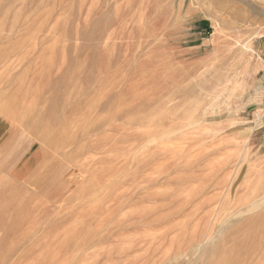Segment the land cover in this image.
Returning a JSON list of instances; mask_svg holds the SVG:
<instances>
[{
	"label": "rangeland",
	"instance_id": "obj_1",
	"mask_svg": "<svg viewBox=\"0 0 264 264\" xmlns=\"http://www.w3.org/2000/svg\"><path fill=\"white\" fill-rule=\"evenodd\" d=\"M0 129V264H264V0H0Z\"/></svg>",
	"mask_w": 264,
	"mask_h": 264
},
{
	"label": "crops",
	"instance_id": "obj_2",
	"mask_svg": "<svg viewBox=\"0 0 264 264\" xmlns=\"http://www.w3.org/2000/svg\"><path fill=\"white\" fill-rule=\"evenodd\" d=\"M1 133V129H0ZM2 146L0 144V150ZM39 154L37 149L34 147H29L20 158L16 159V163L12 166L11 174L15 179L26 180L29 179L39 166Z\"/></svg>",
	"mask_w": 264,
	"mask_h": 264
},
{
	"label": "bare ground",
	"instance_id": "obj_3",
	"mask_svg": "<svg viewBox=\"0 0 264 264\" xmlns=\"http://www.w3.org/2000/svg\"><path fill=\"white\" fill-rule=\"evenodd\" d=\"M262 195H263L262 197H260L257 200H254L253 202H251L247 208L249 210H254V209H260V208L264 207V192H263Z\"/></svg>",
	"mask_w": 264,
	"mask_h": 264
}]
</instances>
